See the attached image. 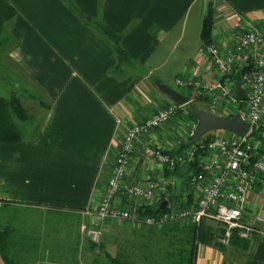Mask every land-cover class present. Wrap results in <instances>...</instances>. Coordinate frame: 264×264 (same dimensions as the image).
<instances>
[{"label":"crops","instance_id":"0c3cea01","mask_svg":"<svg viewBox=\"0 0 264 264\" xmlns=\"http://www.w3.org/2000/svg\"><path fill=\"white\" fill-rule=\"evenodd\" d=\"M209 3L216 27L264 24V0H0V75L6 70L14 77L7 92L19 98L25 113L20 94L36 104L34 116L16 122L28 123L27 134L0 144V230L9 231L4 252L12 264H99L101 252L84 235L90 220L82 212L100 196L125 128L170 103L156 85L171 77L206 76L199 33ZM79 14L118 35L126 61L117 62L112 43ZM187 121L178 114L148 139L168 150L178 139L179 123ZM258 138L255 154L264 161V133ZM156 176L132 157L125 182ZM191 188L195 204L200 186L180 181L181 196ZM254 216L262 217L255 226L262 234H251L246 245L231 238L221 245L223 227L200 220L194 264H264L260 187L247 195L242 212L243 220ZM137 227L105 221L103 252L125 253V238ZM135 245L139 264H159L140 242Z\"/></svg>","mask_w":264,"mask_h":264},{"label":"built area","instance_id":"2783aa9c","mask_svg":"<svg viewBox=\"0 0 264 264\" xmlns=\"http://www.w3.org/2000/svg\"><path fill=\"white\" fill-rule=\"evenodd\" d=\"M212 34V41L201 46L206 76H179L173 85L185 91L178 93L188 101H200L209 115L225 118L237 115L249 126L246 136L209 132L205 135L213 138L197 148L191 142L197 123L186 117L183 106L172 102L142 122L127 126L100 196L82 212L90 220L83 227L90 243H99L105 221L160 228L181 220L194 223L210 220L223 227L218 241L223 246L228 244L232 233L241 240H248L253 233L262 234L255 228L262 217L243 220L242 212L249 193L257 187L264 191V161L251 159L257 146L248 139L252 131L264 133V24L241 21L234 29L213 25ZM235 82L245 92L243 102L234 96ZM178 114L188 121L186 125L179 123L173 147L167 150L152 145L150 133ZM198 149L202 154L197 158ZM132 157L160 176L146 177L137 184L126 183ZM194 161L199 172L190 177L189 183L200 186L199 195L193 208L176 210L167 200L171 183L163 178L162 172ZM157 205L168 210L154 217L140 215Z\"/></svg>","mask_w":264,"mask_h":264},{"label":"trees","instance_id":"16d2710c","mask_svg":"<svg viewBox=\"0 0 264 264\" xmlns=\"http://www.w3.org/2000/svg\"><path fill=\"white\" fill-rule=\"evenodd\" d=\"M214 10L209 3L206 7L205 14L201 20L200 33L199 38L201 41V45L208 44L212 41V29L214 25ZM80 19L84 24L91 26L94 28L100 35L105 37L109 42L113 45V51L117 62L126 61L127 57L119 47V36L116 35L109 27L106 25L97 22L95 20H90L83 15L79 14ZM186 114V117L191 121L196 122V120ZM28 119L27 114L23 110L20 105L19 98L16 95H10L7 98L0 97V144L12 143L20 140L21 133L19 128L17 127L16 122H25ZM213 136L205 135L204 138H201L198 142L194 143L195 147H199L201 143H205L211 140ZM252 142H256L259 139L258 134L256 132H251L248 136ZM190 143V141H189ZM188 145V144H187ZM257 150L254 151L252 155V160H257L258 155L255 154ZM202 154L201 150H197V158ZM197 162L184 164L181 166H176L173 169H164L162 172V176L165 179L172 177L170 180V195L168 197V202L171 204L170 206L176 210L182 209H191L194 207L193 193L192 188L188 189V192L185 197L181 196L179 193L175 195L174 190V182L173 179H178L187 187H193L194 185L189 183L190 177L196 175L199 170L196 167ZM182 170L181 173H179ZM166 207L160 208L157 206H150L144 212L140 213L141 216H150L154 217L156 214L167 211ZM190 221V220H189ZM162 225V230H160L163 235L162 239L160 238L159 246L157 250L154 252L148 250L150 254H154L159 261H162L164 264H194L195 254H196V244H197V230L198 223H194L190 221L186 226H178L177 223H171ZM170 225V226H168ZM173 226V227H172ZM156 228V227H155ZM165 228V229H163ZM8 230L3 229L0 230V253L2 260L5 264H12L9 259L6 257L4 252V244L6 237L8 235ZM169 233H172L170 235ZM231 239L234 241L241 242L246 245L247 241L238 239L235 233H232ZM91 248H97L101 253H103V257L106 259L108 264H135L132 263L127 258L128 255L124 253L122 255L115 254L114 257H109L105 252H103L104 244L102 241H99L98 244L90 243ZM140 249H144L143 244L140 243ZM150 249V248H149ZM133 254L132 252H129ZM134 258V255H130ZM127 259V260H126Z\"/></svg>","mask_w":264,"mask_h":264},{"label":"water","instance_id":"95a60500","mask_svg":"<svg viewBox=\"0 0 264 264\" xmlns=\"http://www.w3.org/2000/svg\"><path fill=\"white\" fill-rule=\"evenodd\" d=\"M157 91L165 96L170 102L175 103L178 106H183L187 114L192 116L197 124L194 132V136L191 140L192 143H196L200 138L209 132L222 131L229 133L237 137L246 136L249 126L242 122L237 115L230 118L212 116L208 113L197 110L189 105V101L186 97L180 95L178 92L170 89L166 85H156ZM234 96L237 101L243 102L246 100L245 92L239 87L238 83H234ZM175 195L179 193L180 180H175Z\"/></svg>","mask_w":264,"mask_h":264},{"label":"rangeland","instance_id":"374dc122","mask_svg":"<svg viewBox=\"0 0 264 264\" xmlns=\"http://www.w3.org/2000/svg\"><path fill=\"white\" fill-rule=\"evenodd\" d=\"M10 70V69H9ZM5 73H1L0 75V96L7 98L9 96L8 92H7V88L12 87V85H14L13 82H15L14 77H12V75H10V73H8V71L4 70ZM153 77H150V79H152ZM173 77H171L169 82H166L165 85L168 86L171 89L177 90L178 92L184 93L185 91L177 88L176 86L173 85ZM19 93V92H18ZM22 98V103L24 104L25 108H26V113L27 116H34V114L32 113V109H34V106H36V104L34 102H30V100L24 99L26 97H24L23 95H21ZM189 105H191L193 108L197 109V110H201V111H206L205 107L203 105H201L200 101H189ZM31 107V108H30ZM18 127L20 129H22L21 135H25L28 132L27 127H29L28 123H24L22 125H20L19 123H17ZM224 136H229V133L226 132H222L221 133ZM137 229H141L139 231H135L134 233H128L127 237L125 238V240H127L126 245H129L128 247H126V252L124 253L125 255H128L129 257L127 258L128 260H130L132 263L135 264H139L138 261L136 260L138 258H140L135 251L136 245L135 242H140L141 244H143L144 246V252L145 254H149L148 250L151 251H155L158 249L157 246H159V241L160 238L162 239L163 235L161 234V232H159V230H156L155 228H147L144 226H139L137 227ZM165 229V228H164ZM121 237L117 238V248L121 245ZM150 248V249H149ZM119 251V250H118ZM132 252L133 254L129 253ZM140 252V251H139ZM118 252L116 251V254ZM130 255H134V258H132ZM158 256H156L157 259ZM136 258V259H135ZM126 259V260H127ZM97 261L99 264H103L106 262V259L103 257V253H98L97 255ZM157 261V260H156ZM159 264H164L162 261H159Z\"/></svg>","mask_w":264,"mask_h":264}]
</instances>
